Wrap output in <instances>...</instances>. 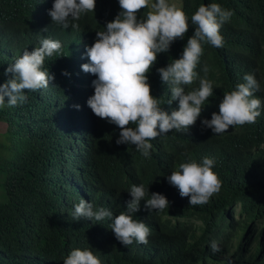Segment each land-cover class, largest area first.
I'll use <instances>...</instances> for the list:
<instances>
[{"label":"trees","instance_id":"obj_1","mask_svg":"<svg viewBox=\"0 0 264 264\" xmlns=\"http://www.w3.org/2000/svg\"><path fill=\"white\" fill-rule=\"evenodd\" d=\"M53 3L0 0V83L11 78L4 70L24 50L39 47L43 38L61 44L42 66L56 72L51 74L56 86L45 88L44 95L25 90L26 102L0 108L5 126L0 132V264H63L74 249L91 250L101 264H264V0H182L188 31L157 54L147 73L151 94L169 113L178 101L167 103L170 86L156 69L181 57L199 5L218 3L232 15L220 29L223 47L201 42L197 79L184 86L185 92L197 89L205 78L213 96L187 131L172 129L149 141L148 157L135 145L116 144L120 129L92 113L87 100L96 77L81 68L89 61H76L83 38L91 46L96 32L106 30V22L120 12L118 0H96L94 12L70 19L66 29L51 21ZM147 11L142 9L138 19ZM245 74L260 85L254 93L261 100L260 115L254 124L213 133L201 120L218 113L224 93L244 83ZM202 156L214 159L221 189L207 203L191 205L166 177L186 159L202 163ZM141 184L149 191L145 199L158 192L169 201L164 210H148L142 199L132 213L152 236L142 256L131 255L116 240L112 218L73 219L74 206L67 210L83 198L94 210H111L113 217L126 213L128 191ZM213 241L219 252L211 251Z\"/></svg>","mask_w":264,"mask_h":264},{"label":"clouds","instance_id":"obj_2","mask_svg":"<svg viewBox=\"0 0 264 264\" xmlns=\"http://www.w3.org/2000/svg\"><path fill=\"white\" fill-rule=\"evenodd\" d=\"M118 3L120 12L106 22V30L96 32L93 44L89 46L83 38L76 61H89L81 68L96 77L92 81L94 93L87 100L92 113L120 129L116 144L135 145L143 156L148 157L152 148L149 141L172 129L187 131L200 117L202 106L213 96L212 83L205 78L199 79L197 89L185 92L184 86L197 79L196 68L203 53L201 42L216 48L223 47L220 29L230 20L232 12L218 3L199 5L191 15L195 29L188 37L181 57L166 67L156 69L162 82L170 86L171 98L167 103L178 101V108L169 113L161 109L157 97L151 94L147 73L155 64L158 53L167 52L176 39L184 38L189 28V17L169 0H155L154 3L151 0H118ZM95 5L96 0H54L48 14L51 21L66 29L70 19L75 21L83 13L94 12ZM142 9L148 11L141 20L137 14ZM71 26L78 27L75 23ZM60 49L59 41L43 38L39 47L32 51L24 50L4 70L11 74V78L0 83V108L5 103L13 107L26 102L25 90L44 95L47 93L45 88H54L56 85L51 74L56 72L49 73L42 70V66L46 57ZM63 74L67 75V72ZM244 81L235 90L224 93L218 113L213 112L211 119L201 120L202 125L215 134H222L229 127L256 122L261 100L254 93L260 90V85L252 74H245ZM130 124L135 127H129ZM260 147H264V142ZM200 158H203L202 163H197L196 159L184 160L166 177L181 197L189 198L191 205L207 203L221 189V181L212 170L214 159L210 156ZM128 192L131 199L127 202V212L114 217L107 208L94 210L92 204L83 198L76 205L74 201L67 210L74 206L73 219L101 221L106 217L112 218L111 229L116 240L125 245L124 249L132 252L131 255L142 256L152 236H149V227L142 220L133 219L132 213L139 211L142 199L146 201L148 210H164L169 207V201L158 192H152L150 198L145 199L149 191L142 184L132 185ZM134 240L139 244L128 247ZM211 251H220L215 241L211 243ZM63 264H101V260L89 249H74Z\"/></svg>","mask_w":264,"mask_h":264},{"label":"rangeland","instance_id":"obj_3","mask_svg":"<svg viewBox=\"0 0 264 264\" xmlns=\"http://www.w3.org/2000/svg\"><path fill=\"white\" fill-rule=\"evenodd\" d=\"M151 2L154 3L155 0H151ZM169 3L176 4L178 7L182 8V0H169ZM3 130H5V126L2 122H0V132H2Z\"/></svg>","mask_w":264,"mask_h":264}]
</instances>
